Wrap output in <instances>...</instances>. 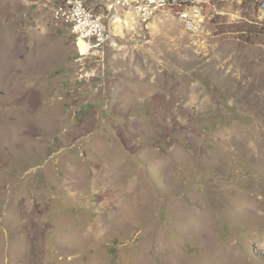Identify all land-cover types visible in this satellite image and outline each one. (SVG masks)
I'll return each instance as SVG.
<instances>
[{"label":"rangeland","instance_id":"obj_1","mask_svg":"<svg viewBox=\"0 0 264 264\" xmlns=\"http://www.w3.org/2000/svg\"><path fill=\"white\" fill-rule=\"evenodd\" d=\"M263 2L81 56L63 0H0V264H264Z\"/></svg>","mask_w":264,"mask_h":264},{"label":"bare ground","instance_id":"obj_2","mask_svg":"<svg viewBox=\"0 0 264 264\" xmlns=\"http://www.w3.org/2000/svg\"><path fill=\"white\" fill-rule=\"evenodd\" d=\"M107 1L109 3L106 7L108 9L107 10L108 28L116 27L117 30H121L123 24H126L123 20L119 18L122 14L126 13L131 15H138L142 13L143 10V3H133V5H130V4H124L122 0H107ZM172 2H174V0H151V2L144 3V10H146V17L142 19V22L149 23L153 19L159 16H163L165 18L179 22L188 32L191 31L193 33H194V28L191 27V24L196 26L204 25V22L206 21V15H203L201 9L197 8L195 5H184V3H172ZM75 5H80V7H90L83 0H63L62 6L54 11V17H60L59 24L65 25L66 27L69 28L70 17L67 14H61V9L63 7L66 12H75ZM209 5L210 4H203V11H206ZM159 7L161 10L158 9ZM69 30L71 31L72 34V29L69 28ZM112 38H110L109 41H111ZM107 43L104 44L103 47H105ZM79 47L81 49V53L85 55L87 52L85 44L80 43Z\"/></svg>","mask_w":264,"mask_h":264},{"label":"built area","instance_id":"obj_3","mask_svg":"<svg viewBox=\"0 0 264 264\" xmlns=\"http://www.w3.org/2000/svg\"><path fill=\"white\" fill-rule=\"evenodd\" d=\"M124 4L133 5V3H143L142 13L133 15L142 22L146 17V10H144V3L151 2V0H122ZM235 0H174L172 3H184V5H195L201 9L203 15L209 17L211 11L217 12V7L220 4H225ZM242 3V0H237ZM203 4H211V11H203ZM101 6V4H100ZM102 7V6H101ZM159 10L160 7L158 8ZM107 8L102 7L98 11L92 7H80L75 5V12H66L64 8L61 9V14H67L70 17L69 28L72 29V35L77 41V47L81 56H89L99 54L103 50V45L106 44L110 38L114 36V28L107 26ZM258 11L264 13V2L260 5ZM54 25L59 26V18L54 17V10L52 11ZM194 28V33L199 32L204 26H196L191 24ZM83 43L86 46L87 52L85 55L81 53L79 44Z\"/></svg>","mask_w":264,"mask_h":264}]
</instances>
